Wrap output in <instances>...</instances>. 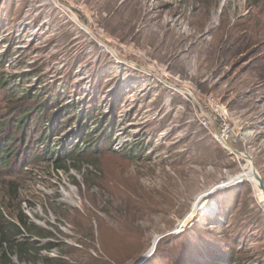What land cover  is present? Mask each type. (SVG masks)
Instances as JSON below:
<instances>
[{
	"label": "rangeland",
	"instance_id": "obj_1",
	"mask_svg": "<svg viewBox=\"0 0 264 264\" xmlns=\"http://www.w3.org/2000/svg\"><path fill=\"white\" fill-rule=\"evenodd\" d=\"M2 81L32 96L55 86L79 108L53 152L0 166L2 208L28 216L23 237L56 244L31 264L67 247L70 264H133L159 236L162 255L142 264H207L227 241L239 264H264V0H0ZM3 93L1 114L20 105ZM75 144L95 152L56 169ZM243 156L256 187L250 172L207 194L252 170Z\"/></svg>",
	"mask_w": 264,
	"mask_h": 264
},
{
	"label": "trees",
	"instance_id": "obj_2",
	"mask_svg": "<svg viewBox=\"0 0 264 264\" xmlns=\"http://www.w3.org/2000/svg\"><path fill=\"white\" fill-rule=\"evenodd\" d=\"M21 86L15 87L9 85L7 82H0V88L4 90V100L3 98L1 100L7 102V104L13 102L20 104L16 107L9 106L2 114L0 112V166L5 167L8 171L20 165L19 159L15 162V156L14 159L12 158L13 155H18L19 157L21 154V157H28L34 148L37 151L34 158L40 160L43 156L47 155L48 151L53 152L54 148L49 149L51 138L59 136L72 123L79 109L78 104L75 103L64 105L65 100H63L61 93L55 86L46 89L42 94L34 96L28 92H19ZM27 102H30L28 106L25 104ZM53 111L56 112L51 115ZM92 112L93 106H90L88 109L83 108L82 114L79 117L78 130L82 138L81 142L88 139L91 135L87 132L85 121L93 119ZM16 151L18 154H16ZM57 151L62 152V154L55 156L54 165L56 169L64 170L69 168L68 163L71 162L74 166L76 161L81 162L83 160L81 159L82 157L89 156L93 151L95 152L91 147H85L80 150L76 144L73 146L69 145L68 147L65 145L62 150ZM23 164L25 163H22L21 166ZM8 183L11 186L14 185L13 181H9ZM29 229L30 224L27 215L20 209L16 213L7 212L2 208L0 202L1 264H11L10 256H15L20 262L24 261L25 264H31L35 262V256L39 255L41 248L50 250L56 246L53 243L40 246L38 240H32L31 237L27 236L23 237ZM49 235L52 234L49 233ZM20 237L22 238L20 239ZM203 238L206 237L203 236ZM168 240L164 241L161 238L157 242L154 252L157 253V256L162 255L163 248L161 245L167 244ZM189 243L192 244V242ZM64 245L68 246L67 244ZM210 245L207 246V255L211 260L208 259L207 264H219L220 262L224 264H239L236 258L239 251L233 252L231 247H228L231 246L228 241L222 245L227 247H225L220 256L217 252H214L213 246ZM182 247L185 248L186 246ZM133 250V252H136V248ZM77 251H79L78 248L67 247L63 252L64 254H60L59 258L53 259L43 256L41 260L44 264H49L51 261H63L65 264H70V260L74 259ZM67 257L69 259H65ZM99 262H101L99 259L90 256L89 264H99ZM153 262L156 263L158 260L154 258ZM104 263L108 264L107 261ZM117 264L123 263L122 261H117Z\"/></svg>",
	"mask_w": 264,
	"mask_h": 264
},
{
	"label": "water",
	"instance_id": "obj_3",
	"mask_svg": "<svg viewBox=\"0 0 264 264\" xmlns=\"http://www.w3.org/2000/svg\"><path fill=\"white\" fill-rule=\"evenodd\" d=\"M256 171V170H255ZM257 180L259 181V176H258V174H257ZM240 182H242V180H240V179H237V180H229V181H225V182H223V183H220V184H217V185H215L214 187H212L211 189H210V191L207 193V194H211V193H213V192H215V191H217V190H221V189H223V188H227V187H229V186H233V185H235V184H237V183H240ZM260 183V182H259ZM204 196V195H203ZM183 225H185V220H183L182 222H181V224L179 225V228L180 227H182ZM161 237H164V236H159V237H156L155 239H154V241H153V243H152V245H151V247L149 248V250L146 252V253H144L142 256H140L133 264H142L143 262H145L146 261V259L151 255V253L155 250V247H156V244H157V242L161 239Z\"/></svg>",
	"mask_w": 264,
	"mask_h": 264
},
{
	"label": "bare ground",
	"instance_id": "obj_4",
	"mask_svg": "<svg viewBox=\"0 0 264 264\" xmlns=\"http://www.w3.org/2000/svg\"><path fill=\"white\" fill-rule=\"evenodd\" d=\"M223 144H225V142ZM243 157H244L245 161L249 162V165L252 166V170L248 171L247 164L244 163L245 165L242 168V172L238 175V177H235L232 180L234 181V180H237V179L243 180V179L248 178V177L250 178V172H252V174H251L252 177L251 178L253 180L254 186L256 187V185H257V177H256L257 176V172L255 171V168L253 167L252 162L249 160V157L248 156H243ZM210 205H211V201L203 199L196 205V207L199 210H206V209H211Z\"/></svg>",
	"mask_w": 264,
	"mask_h": 264
},
{
	"label": "built area",
	"instance_id": "obj_5",
	"mask_svg": "<svg viewBox=\"0 0 264 264\" xmlns=\"http://www.w3.org/2000/svg\"><path fill=\"white\" fill-rule=\"evenodd\" d=\"M226 131H228V126H227V124H223L222 132H226ZM217 139L219 142H223L222 139H225V137L223 135H220ZM221 144H223V143H221Z\"/></svg>",
	"mask_w": 264,
	"mask_h": 264
}]
</instances>
